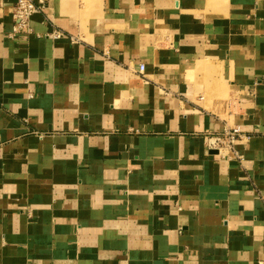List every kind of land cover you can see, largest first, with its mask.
I'll return each instance as SVG.
<instances>
[{"label":"crops","instance_id":"0c3cea01","mask_svg":"<svg viewBox=\"0 0 264 264\" xmlns=\"http://www.w3.org/2000/svg\"><path fill=\"white\" fill-rule=\"evenodd\" d=\"M15 1L0 264H264V0H46L31 33Z\"/></svg>","mask_w":264,"mask_h":264},{"label":"built area","instance_id":"2783aa9c","mask_svg":"<svg viewBox=\"0 0 264 264\" xmlns=\"http://www.w3.org/2000/svg\"><path fill=\"white\" fill-rule=\"evenodd\" d=\"M46 5V0H16L12 7V16L14 20V33H31V18ZM55 37L62 36V33H55ZM145 70L144 64L139 65V72L142 74ZM241 127L238 124L226 129L223 133L213 134L209 137V147L217 150L223 157H231L240 162L243 161L242 154L235 148V142L242 136Z\"/></svg>","mask_w":264,"mask_h":264}]
</instances>
